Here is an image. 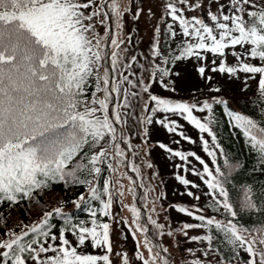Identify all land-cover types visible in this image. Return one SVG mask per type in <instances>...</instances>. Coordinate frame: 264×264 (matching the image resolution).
I'll list each match as a JSON object with an SVG mask.
<instances>
[{
	"label": "snow or ice",
	"instance_id": "6c2138e0",
	"mask_svg": "<svg viewBox=\"0 0 264 264\" xmlns=\"http://www.w3.org/2000/svg\"><path fill=\"white\" fill-rule=\"evenodd\" d=\"M212 2L218 5L216 11L207 10L211 3L198 0H164V29L154 26V33L160 35H154L150 58L143 57L145 65L139 64L128 47L131 34L118 38L129 11L127 7L121 9L118 0H0V208L38 204L46 190L61 183L66 190L87 186L86 193L71 201L77 209L99 201L98 208H88L91 226L83 221L73 223V217L56 206L43 211L39 220L30 224L21 221L19 232L11 228L0 232V264H114L112 255L119 256L121 264H174L169 248L159 239L173 236V231H165L166 225L158 222L155 202L143 221L141 212L133 206L132 224L123 222L136 240L134 258L113 252L112 225L98 219L103 216L114 224L121 223L112 207L115 196L124 193L114 190L111 179L104 176L106 170L116 172L112 161L140 172L126 159L128 152L136 154L130 120L143 126L137 135L145 145L148 126L153 123L192 142L168 114L179 115L200 133H206L219 149L209 148V141L201 137L203 150L211 158L210 167L193 152L185 154L159 143L161 149L181 161L194 157L199 162L202 171H192L206 186L204 194L211 201L206 205L211 209L208 214L195 205L192 209L174 206L197 221L175 229L189 241L203 245L202 256L186 249L192 254L190 264H210L204 258L217 252L218 239L230 246L233 259L243 251L247 256L244 264H264V190L257 194L251 185L239 192L232 187L234 174L243 165L223 151L213 127V104L224 105L232 126L241 131L264 169V113L250 118L228 110L223 95L239 73L251 74L244 77L245 90L247 81L258 74L257 99L264 109V0ZM197 9L206 16L186 15V11ZM143 12L138 7L134 18L139 19ZM148 14L153 15L151 9ZM98 26L103 27V34ZM165 39L169 42L166 51L161 47ZM237 46L239 53L235 51ZM226 49L232 50L235 64L228 65L221 59L217 65L213 59L209 69L202 63L205 54L224 57ZM189 59L197 61L195 71L206 82L209 99L186 102L153 94L151 89L156 84L175 93L182 77L176 66ZM209 71L226 74L228 82L213 85ZM137 108L140 116L136 115ZM196 112L203 115L198 117ZM158 113L165 115L161 118ZM176 179L199 188L181 176ZM186 194L200 199L191 191ZM256 214L262 218L258 227L240 223L243 216ZM54 217L64 220L58 234L51 223ZM193 228L202 230L201 234L189 237L188 230ZM68 233L74 241L67 238ZM89 243L93 249H103L104 254L79 251ZM226 259L218 257L216 264H224Z\"/></svg>",
	"mask_w": 264,
	"mask_h": 264
},
{
	"label": "trees",
	"instance_id": "16d2710c",
	"mask_svg": "<svg viewBox=\"0 0 264 264\" xmlns=\"http://www.w3.org/2000/svg\"><path fill=\"white\" fill-rule=\"evenodd\" d=\"M221 3H226V0H220ZM211 3L210 9L211 11H216L217 3L212 2V0H202V4ZM199 16L205 17L206 13L201 12L199 10ZM190 17V16H189ZM170 22V21H169ZM164 29V20H162L161 30ZM179 37H177V42H179ZM175 47V44L171 45ZM161 47L166 51L169 47V42L165 39L161 44ZM226 56L218 57L214 56L211 53H207L206 60L202 61V63H206L209 69L212 67L213 59H216L217 65L219 64L221 59L226 60L228 65L235 64V58L231 55L230 49H226ZM236 52H240V47L237 46L235 49ZM252 63H257L256 61H252ZM197 66V61L195 59H189L183 62H179L176 66V70L180 71L182 74L181 80L177 82V91L175 93L165 91L159 84H156L151 91L154 94L165 95L167 98H177L186 100V102H192L194 99H209V89L205 86L206 82L202 80L195 71V67ZM213 77L212 84L216 85L217 83H227L228 78L225 74H220L219 72L212 73L209 71L208 73ZM239 78L231 81L230 87L224 93V98L228 101V110L239 112L240 114L248 115L250 118H257L262 113H264V109L259 107L260 101L257 99L258 87L257 82L259 79V75L257 74L256 81L253 79H249L247 81V88L244 89V77L245 73H239ZM219 78L217 80H214ZM203 92L204 95L200 96L199 93ZM219 98V97H217ZM213 116L215 118V124L213 125L215 134L217 136V143L223 149V151L228 154L230 158H233L239 161L243 167L235 173V179L233 180L232 187L239 192L244 186L251 185L255 188L256 193L259 194L262 190H264V169L261 168V165L258 163L257 157L253 151H250L248 144L245 142V138L242 135L241 131L232 126V123L229 117L225 114L226 109L224 105L217 106L213 104ZM160 114V113H159ZM198 117H201L202 113H194ZM165 114L161 113L160 117L162 118ZM176 122L182 127L179 131H182L185 136L191 138L192 142L188 140L182 139L179 135L175 133H167L166 136H159L157 134L156 137L160 139L164 144L173 141L174 144L170 146L171 149L176 151H181L185 154L188 152H193L201 159H204L206 163H209L211 167V158L207 156L206 152L203 150L204 146L201 140V137L209 141V148L219 152V149H215V146L211 142V138L207 136L206 133H200L198 129H196L193 125L185 121L182 117H178ZM154 125H157L154 123ZM175 141H179L176 143ZM122 147H124L122 145ZM165 151V150H164ZM155 155H147L150 157L152 162H154V158L156 159V163L159 164V167H156L158 171H161L163 176V189L167 192L164 194L167 196H171V200H173V189L178 188V190H183L184 188L187 191L193 192L194 195L200 196L199 200H195L192 197L188 198L185 196L183 199L190 206L195 205L200 208H205V214H208L211 209L206 208V205L210 204L208 196L204 193L207 192L206 186L200 180V178L193 174V169L201 170L202 166L194 157H188L186 161H181L178 157L172 156L169 152H160L155 151ZM153 164V163H152ZM170 164V165H166ZM164 174L166 176L164 177ZM105 177H109V172L106 170L104 172ZM181 176L192 183L199 185V188H191L190 186H185L181 184L176 177ZM103 181H99L97 183V187L99 188L102 185ZM87 186L74 187L71 189H65L64 185L54 184L50 190H46L41 197L39 198L40 202L32 203L24 208L13 207L8 209L7 206H3L0 208V215L3 216V220H0V232L7 231V229L11 228L14 230H19L18 225L21 221L24 223H31L33 221L39 220L43 211H50L56 206L62 207L63 211L68 213L73 217V223H79L81 221L85 222L87 226L90 225L91 217L89 215L88 208L89 207H99V201H92L90 205L82 206L81 208H75L74 204L71 203L72 200L76 199V197L81 193H86ZM181 192V191H180ZM137 204V202H136ZM187 204V205H188ZM99 220L104 222H110V218L99 216ZM185 221L187 223H197L194 221L192 217L186 215ZM262 218L256 215H245L240 218V223L245 224L248 227H258L259 222ZM51 223L55 225L53 231L58 234V229L60 226L64 225V220L62 217H54L51 220ZM6 224V227H5ZM202 230L199 229V233ZM67 238L69 240H73L74 237L68 233ZM184 238L182 242H185ZM75 240V239H74ZM187 245L190 249H193L194 254L196 256H202L203 245L200 242L189 241ZM217 252L204 258L206 262H210V264H216L217 258L226 257L227 259L224 261V264L230 260L232 264H244V261L247 259L246 254L243 251H240L239 256L236 259H233V252L230 250V246H227L225 242L222 240H217L216 242ZM82 253L85 254H96L102 255L103 249H93L90 246V243L79 249ZM192 254L186 252L183 253L182 258L178 261L179 264H190V257ZM173 261L175 260L174 256H172ZM112 259V258H110ZM113 261V259H112ZM116 264V261L114 262Z\"/></svg>",
	"mask_w": 264,
	"mask_h": 264
},
{
	"label": "rangeland",
	"instance_id": "374dc122",
	"mask_svg": "<svg viewBox=\"0 0 264 264\" xmlns=\"http://www.w3.org/2000/svg\"><path fill=\"white\" fill-rule=\"evenodd\" d=\"M198 2L202 3V0H198ZM118 3L121 9H124L125 7L129 9L126 14L124 29L122 32L118 33V38L125 39L129 34H131L132 41L128 47L132 51V54H135L138 57L139 64L147 65V61L144 60L143 57L148 56L150 58V48L154 42V35H160L154 33V26L160 25L161 27L162 25L161 16L164 11V0H118ZM138 7H142L144 12L140 15L139 19H136L134 18L133 13H135ZM149 9H151L153 14L151 16L148 14ZM186 15L199 16V9L196 11H186ZM98 30L101 34H103V27L98 26ZM101 43L103 44L104 41L102 40ZM139 64L136 65L137 70H139ZM149 71H151V69H149ZM138 74H140L139 71ZM225 76L227 77L226 74ZM217 79L219 78L214 80ZM253 80L256 81V79ZM157 95L167 98L165 95ZM172 99L176 101L182 100L175 97ZM160 114L158 113L157 116L160 117ZM136 115H141L140 108L136 109ZM168 115L175 121L178 117H180L179 115ZM129 123L132 126L131 138L133 152L136 154L133 155L132 152H128L126 154V159L129 164L138 167L140 172L137 173L133 171L131 167L125 164L116 165L115 161H112L114 167H116V172L114 174L109 173V178L111 179L112 185L115 186L114 190L118 189L124 193L123 196H120L119 194L115 196V202L112 207L113 215L117 220L121 221V223L114 224L111 219L109 222V224L112 225L110 238L113 252L120 254L127 253L130 257L134 258L136 240L133 239L131 232L123 222L126 221L128 225L132 224L133 214L130 209L133 206L141 212L143 221V219L146 218L145 214L147 213V210L151 209L153 207V202H155L156 212L159 214L157 217L158 222L166 225L165 231H173V236L160 237L159 239L169 248L171 256H174V264H179L178 261L182 258L183 253H186V249L190 248L187 246L189 244L188 239L182 233L175 231V229H178L184 223H187L184 219L186 215L178 212L174 206L179 205L181 207L192 209L193 205L190 206L183 199L185 196L188 198V195L186 194L188 191L186 188L183 190H178V188L173 189V200H171V196H166L164 194V191L165 193L167 191L163 189V176L161 171L156 169V167H159V164L156 163L155 158L154 162H152L150 157L147 155V152L152 156L155 155V151L166 152L164 149L159 147V143L163 142L154 134L166 136L168 131L159 124L154 125L153 123L152 125H149V136L147 138V144L145 145V142L137 135L143 126L138 125L134 120H130ZM172 144H174L173 141L168 142L165 145L170 148ZM149 163L152 165L151 168L147 167V164ZM166 165L168 166L170 164ZM165 176L166 174H164V177ZM133 181H135V183H133ZM129 189H131V191H129ZM165 217L167 219H165ZM15 231L19 232L17 229ZM200 234L199 229L193 228L188 230L189 237ZM184 238H186L185 242H182ZM74 239L72 241H74ZM177 241H179L178 244ZM140 251L145 257H147L148 253L143 247H141ZM110 258L113 259V262L116 261V264H121L119 256L112 255Z\"/></svg>",
	"mask_w": 264,
	"mask_h": 264
}]
</instances>
